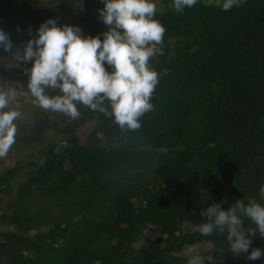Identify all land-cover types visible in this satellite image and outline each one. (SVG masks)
<instances>
[{"label":"trees","instance_id":"16d2710c","mask_svg":"<svg viewBox=\"0 0 264 264\" xmlns=\"http://www.w3.org/2000/svg\"><path fill=\"white\" fill-rule=\"evenodd\" d=\"M152 2L165 28L163 55L149 61L159 79L152 110L130 129L83 104L79 119L59 126L38 107L32 125L17 128L10 150L51 131L61 140L0 168V228H9L0 229V264H187L185 249L195 245L213 248L212 257L198 254L204 264H259L247 259L262 249L258 232L235 255L226 229L205 236L199 225L213 203L264 205V0L228 11L224 0H198L179 13L173 0ZM17 7L0 0V25H14ZM98 10L78 27L103 41ZM102 106L111 112L108 100ZM242 219L246 232L256 229Z\"/></svg>","mask_w":264,"mask_h":264},{"label":"clouds","instance_id":"9594fccd","mask_svg":"<svg viewBox=\"0 0 264 264\" xmlns=\"http://www.w3.org/2000/svg\"><path fill=\"white\" fill-rule=\"evenodd\" d=\"M104 8L98 10L108 30L100 37H82L81 29L75 26H57L54 19L41 24L38 38L31 39L23 54L13 52L16 61H32L31 69H25L29 76L28 90L33 104L45 111L60 112L72 120L81 113L77 104L112 116L121 127L138 128V118L152 110L149 102L159 82L158 73L151 67L150 58L163 55L162 45L165 28L153 17L156 5L152 0H102ZM198 0H173L176 12L193 7ZM212 0H206L211 3ZM246 0H224L222 10L239 7ZM219 4V0H217ZM0 45L5 52H11L13 45L9 36L0 30ZM35 46V47H34ZM105 62L111 71L104 67ZM57 93L50 95L49 91ZM15 96L13 89L0 87V158L5 157L15 143L17 126L14 123L21 113L9 109ZM108 100L111 112L103 107ZM5 109H9L5 111ZM264 199V185L260 188ZM205 223L199 225L202 235L208 236L214 230H227L230 251L235 255L247 253L251 239L259 233L264 237V205L250 199L247 205L237 200L227 211L220 204L213 203L202 213ZM243 217L256 225L247 232ZM247 234V235H246ZM261 249L254 248L247 259L257 260ZM205 257L191 256L187 264H204ZM96 264H100L99 261Z\"/></svg>","mask_w":264,"mask_h":264},{"label":"rangeland","instance_id":"374dc122","mask_svg":"<svg viewBox=\"0 0 264 264\" xmlns=\"http://www.w3.org/2000/svg\"><path fill=\"white\" fill-rule=\"evenodd\" d=\"M19 7L18 14L12 15L11 19L13 24L0 25V30L5 32L13 45L11 52H5L2 45H0V87L5 90L13 89L15 96L10 100L9 109L17 110L21 113L19 119L14 121L17 128L27 127L32 125L34 120V113L38 110V107L33 104V97L29 92L27 86L29 83V76L26 74L25 69H31L33 62L23 63L16 61L13 58L12 53L19 50L21 55L23 54L24 47L31 39L38 38L37 30L42 23L49 19H54L57 22L58 27L64 25L78 27L80 19H87L94 9L104 8L102 0H16ZM156 5V11H162L158 4ZM89 13V16L87 15ZM11 36V37H10ZM35 47V46H34ZM7 54L5 57L4 53ZM9 109H5L8 111ZM52 117L60 125H63V120L66 117L65 114L60 112L49 111ZM94 123H89L85 128L80 131V138L85 142L86 135L91 131ZM61 140L54 132H49L46 138L41 144L34 145V147L27 148L25 150L15 149L9 150L8 154L0 158V168L9 163L21 160L27 154L34 153L46 145ZM1 230H8L6 226L0 228ZM148 238L157 237V233L150 232ZM148 238L144 239L138 244L143 246L148 243ZM185 255H198L205 254L208 257H212L213 248L211 245H195L188 246L184 252ZM229 257H227L228 259ZM226 257H222L219 260L224 261Z\"/></svg>","mask_w":264,"mask_h":264},{"label":"water","instance_id":"95a60500","mask_svg":"<svg viewBox=\"0 0 264 264\" xmlns=\"http://www.w3.org/2000/svg\"><path fill=\"white\" fill-rule=\"evenodd\" d=\"M261 257H260V262L259 264H264V243H263V246H262V249H261Z\"/></svg>","mask_w":264,"mask_h":264}]
</instances>
